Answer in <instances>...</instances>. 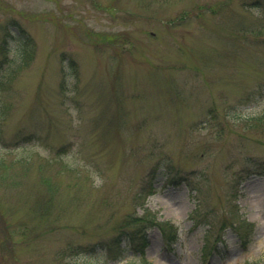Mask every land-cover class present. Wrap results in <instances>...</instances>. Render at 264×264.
Listing matches in <instances>:
<instances>
[{
	"label": "rangeland",
	"instance_id": "1",
	"mask_svg": "<svg viewBox=\"0 0 264 264\" xmlns=\"http://www.w3.org/2000/svg\"><path fill=\"white\" fill-rule=\"evenodd\" d=\"M4 40L0 264L264 260V0H0Z\"/></svg>",
	"mask_w": 264,
	"mask_h": 264
},
{
	"label": "trees",
	"instance_id": "2",
	"mask_svg": "<svg viewBox=\"0 0 264 264\" xmlns=\"http://www.w3.org/2000/svg\"><path fill=\"white\" fill-rule=\"evenodd\" d=\"M19 39H17L21 44L22 48L20 49V63H22L21 68L27 67L31 61V59L35 55V47L36 43L34 38L23 28L19 29ZM10 49L7 47V42H4L0 45V55L2 56V60L0 61L1 64H5V61L9 58ZM9 66L10 62H9ZM1 69V67H0ZM20 71V70H18ZM6 75H3L0 78V87L5 86L6 84ZM1 149V145H0ZM150 189H153V187L150 185ZM136 223V229L125 232L123 235H121L122 238H125L126 243L124 241H121L119 238L115 242H112L109 244L108 249L106 252H104V255H106L110 259H115L118 262H121L125 259V256L128 252H134V253H143L146 245H147V238H146V231L149 227L158 225L160 228H162L161 223H157L154 220V217L150 215H146L144 217H135L133 220ZM246 227L239 228L235 227L234 229L240 238V241L242 243H248L250 241L251 235L254 232V224L252 223H245ZM121 241V242H120ZM122 242L123 246H122ZM204 256L206 257L209 252L208 250H204ZM127 264H144V261L142 262V258L139 260V262H128ZM150 264V263H145ZM249 264H264V260H260L257 262L249 263Z\"/></svg>",
	"mask_w": 264,
	"mask_h": 264
}]
</instances>
